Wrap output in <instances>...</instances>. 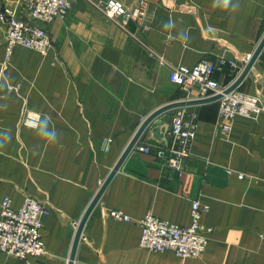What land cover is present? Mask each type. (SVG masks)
Returning a JSON list of instances; mask_svg holds the SVG:
<instances>
[{
  "label": "crops",
  "instance_id": "0c3cea01",
  "mask_svg": "<svg viewBox=\"0 0 264 264\" xmlns=\"http://www.w3.org/2000/svg\"><path fill=\"white\" fill-rule=\"evenodd\" d=\"M18 1L0 5L16 8ZM96 1L71 0L67 14L47 25V54L17 44L7 63L0 22V201L8 197L16 207L29 195L48 205L40 228L43 252L17 257L0 251V264H67L74 222L141 118L184 97L169 79L170 67L224 54L237 65L213 77L229 83L264 34V0H231L227 7L220 0H147L145 31L133 20L123 27ZM121 1L130 6L137 0ZM238 87L264 105V44ZM184 106L196 127L182 174L151 153L130 149L87 215L72 264H264V112L234 116L224 133L217 99ZM174 107L138 140L165 143ZM25 109L40 114L36 126L21 122ZM192 199L205 207L201 224L211 227L198 256L138 245L137 219L152 213L187 225Z\"/></svg>",
  "mask_w": 264,
  "mask_h": 264
},
{
  "label": "built area",
  "instance_id": "2783aa9c",
  "mask_svg": "<svg viewBox=\"0 0 264 264\" xmlns=\"http://www.w3.org/2000/svg\"><path fill=\"white\" fill-rule=\"evenodd\" d=\"M109 18L115 19L123 27L133 20L141 31L149 27L147 0H137L127 6L121 0H97L95 3ZM71 6V0H19L16 8L0 5V22L4 26V63L10 60L15 45L32 48L41 54H47L52 41L47 25L56 18L64 17ZM250 54L241 57L245 63ZM236 67L233 58L224 54L215 57H201L193 65L175 64L169 69V79L184 92L182 99L204 98L220 94L218 101V120L221 130L227 133L232 119L236 115L256 117L264 112L259 97L249 94L238 86L224 92L230 84H222L213 77V72L221 71L225 66ZM191 89L196 95L191 96ZM38 112L25 109L21 122L36 126ZM143 120V117L141 118ZM161 120V118H160ZM162 122V121H161ZM195 115L187 114L186 106H175L165 128V143L160 140L141 142L137 140L133 149L153 154L167 167L180 176L190 153V144L195 135ZM264 136V133H263ZM110 137H106L101 147L107 149ZM240 177L241 173L238 174ZM204 206L197 199L190 202V222L179 225L175 222L147 213L136 220L140 227L138 245L149 250L171 251L181 257L198 256L206 246L207 233L211 227L201 224ZM48 211V205L32 196H24L16 207L9 198L0 201V251L17 257L38 255L43 252L40 228L42 217ZM105 214L119 220H130L121 210H108ZM77 226V222H74Z\"/></svg>",
  "mask_w": 264,
  "mask_h": 264
},
{
  "label": "water",
  "instance_id": "95a60500",
  "mask_svg": "<svg viewBox=\"0 0 264 264\" xmlns=\"http://www.w3.org/2000/svg\"><path fill=\"white\" fill-rule=\"evenodd\" d=\"M263 44H264V34L261 37V39L259 40V42L256 45V47L253 50V52L250 54L248 60L243 65V67L240 70V72L230 82V84L224 89V92H227V91L231 90L232 88L238 86V84L243 79V77L245 76V74L249 70L250 66L252 65L254 59L256 58V56L259 53L260 49L262 48ZM219 96H220V94H216V95H212V96H208V97H204V98L181 99V100H178V101H172V102H169V103H166L164 105H161V106L157 107L156 109L151 111L148 115H146L143 118V120L140 122L139 126L136 128L135 132L133 133L131 139L128 141L127 145L123 149L122 153L119 155L118 159L115 161V163L113 164V166L109 170L108 174L104 178L103 182L101 183L100 187L98 188V190L96 191V193L92 197V199H91L90 203L88 204L86 210L84 211L81 219L79 220V222L77 224V227H76V231H75V235H74V239H73V243H72V246H71V251H70V254H69V257H68L67 264H72L75 247H76L78 238H79L80 233H81L82 226L84 224V221H85L87 215L89 214L90 210L92 209L94 204L99 199L103 189L105 188L106 184L108 183V181L110 180L112 175L119 168V166H120L122 160L124 159V157L126 156V154L129 152L130 149H132L134 143L139 139V137H140L141 133L143 132V130L152 121H154L157 124H161V120H160V118L158 116L161 113H163L164 111H166L169 108H171V107L180 106V105H184V104L199 103V102H204V101H208V100H213V99H217Z\"/></svg>",
  "mask_w": 264,
  "mask_h": 264
},
{
  "label": "clouds",
  "instance_id": "9594fccd",
  "mask_svg": "<svg viewBox=\"0 0 264 264\" xmlns=\"http://www.w3.org/2000/svg\"><path fill=\"white\" fill-rule=\"evenodd\" d=\"M230 3H231V0H220L219 4H222L223 6L227 7ZM168 26L171 27V24H169Z\"/></svg>",
  "mask_w": 264,
  "mask_h": 264
}]
</instances>
